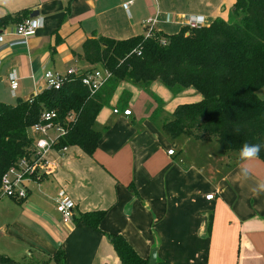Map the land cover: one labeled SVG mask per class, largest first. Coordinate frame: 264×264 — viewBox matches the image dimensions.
Returning <instances> with one entry per match:
<instances>
[{
    "label": "crops",
    "instance_id": "1",
    "mask_svg": "<svg viewBox=\"0 0 264 264\" xmlns=\"http://www.w3.org/2000/svg\"><path fill=\"white\" fill-rule=\"evenodd\" d=\"M234 2L0 0V17L27 9L39 11L42 20L29 38L6 34L0 42V84L11 98L27 100L47 87V71L90 67L78 57L87 38L146 35L149 18L157 32L171 35L191 17H202L203 25L218 17L228 20ZM14 71L15 95L9 80ZM150 90L121 82L97 115L102 137L93 155L79 146L63 155L52 150L41 179L27 182L26 199L0 196V264H58L59 250L65 264H122L109 234L123 235L149 261L157 247L155 264H264V193L250 191L264 182V161L255 157L235 164L225 153L207 154L216 140L183 135L172 141L163 122L178 105L203 96L194 87L173 94L159 81ZM123 91L131 93L125 103ZM127 108L130 115L124 114ZM245 167L247 177L241 172ZM62 189L75 203L68 223L56 206ZM96 210H107L101 231L77 221Z\"/></svg>",
    "mask_w": 264,
    "mask_h": 264
},
{
    "label": "trees",
    "instance_id": "2",
    "mask_svg": "<svg viewBox=\"0 0 264 264\" xmlns=\"http://www.w3.org/2000/svg\"><path fill=\"white\" fill-rule=\"evenodd\" d=\"M30 14L24 9L0 17V32ZM229 17L188 25L171 35L155 29L151 36L125 39L95 35L84 41L78 55L88 69L71 75L58 89L44 87L16 104L0 100V186L5 172L32 153L36 136L31 127L44 110L56 111L66 130L56 148L79 146L93 155L102 137L97 115L123 81L148 93L154 81H161L173 94L188 87L202 94L200 101L178 105L163 122L161 128L172 141L181 135L216 140L223 153L235 152L229 156L235 164L242 161L239 153L245 144L264 145V97L258 94L264 87V0H235ZM96 69H108L111 76L92 93L82 77ZM130 98L131 93L123 91L120 102ZM257 157L264 161V147ZM106 214L85 212L77 221L101 231ZM109 237L122 264H150L123 235ZM55 257L65 264L63 250Z\"/></svg>",
    "mask_w": 264,
    "mask_h": 264
},
{
    "label": "built area",
    "instance_id": "3",
    "mask_svg": "<svg viewBox=\"0 0 264 264\" xmlns=\"http://www.w3.org/2000/svg\"><path fill=\"white\" fill-rule=\"evenodd\" d=\"M127 5V3L125 4ZM155 20L149 18L146 22L147 33L146 36H151L154 31ZM203 24L202 17H191L188 21L190 27H197ZM42 26V20L39 16L28 17L23 21L6 27L0 32V42L3 41L6 34L16 35L22 38H29L36 33L37 29ZM82 71L76 67L69 68L67 72H55L47 71L45 78L48 87L60 88L63 83L71 75H79ZM111 76V72L108 69H96L87 73L82 77V82L90 89L92 93L99 90ZM10 87L15 95L17 88L19 87V77L14 71L9 74ZM116 113L118 109L114 110ZM132 110L127 108L124 110V114L130 115ZM58 113L54 110H44L41 114L39 121L34 123L31 127V132L36 136L35 145L32 153L29 156L21 158L17 164L11 166L3 175L0 195L14 198L18 201L26 199L28 195V188L26 186L28 181L40 180L42 175L40 174L41 168L48 169L51 165L48 159L49 153L52 150H57L63 155L68 150V146L56 148V144L60 137H62L66 130L64 126L58 122ZM55 132V135H52ZM170 154L175 153V149L169 150ZM214 194H208L207 198L212 199ZM57 210L61 213L63 221L65 223L72 222L74 219V207L75 203L71 196L65 191L60 190L56 196Z\"/></svg>",
    "mask_w": 264,
    "mask_h": 264
},
{
    "label": "rangeland",
    "instance_id": "4",
    "mask_svg": "<svg viewBox=\"0 0 264 264\" xmlns=\"http://www.w3.org/2000/svg\"><path fill=\"white\" fill-rule=\"evenodd\" d=\"M228 19H231L228 15ZM162 85H164L161 81H159ZM2 83V82H0ZM3 88L1 89V94H0V100L1 101H4V102H7V103H17L18 99L16 98H11L10 95H9V88H7L6 86H4L3 84H0ZM136 87H138L137 85H135ZM165 86V85H164ZM167 89H169L167 86H165ZM140 88V87H138ZM144 90V89H143ZM170 90V89H169ZM171 91V90H170ZM172 92V91H171ZM258 94L261 96V97H264V87L262 89L259 90ZM191 97V96H189ZM192 100V99H191ZM190 100V101H191ZM52 135H55V132H52ZM183 136V135H181ZM186 136V135H185ZM184 138V137H183ZM194 142V141H193ZM192 144H188L187 145V148L188 146H191ZM210 147H207L206 149V152L207 154L209 155H216L217 152H219L220 154H223L219 144L217 141H213L210 145H208ZM210 152V153H209ZM235 152H230V153H227L226 155L228 156H234ZM232 158V157H231ZM232 162H234V158L232 159ZM37 262H42V258L41 259H37ZM51 264H56L55 262H51Z\"/></svg>",
    "mask_w": 264,
    "mask_h": 264
},
{
    "label": "clouds",
    "instance_id": "5",
    "mask_svg": "<svg viewBox=\"0 0 264 264\" xmlns=\"http://www.w3.org/2000/svg\"><path fill=\"white\" fill-rule=\"evenodd\" d=\"M237 131H239V129H237ZM262 147H264V145L245 144L240 150V153H239L240 159L249 160V159L257 157ZM241 172L245 177L249 175V169L246 167L242 168ZM250 191L253 193V195H256V196L260 195L261 193H264V182H259L256 185L252 186L250 188Z\"/></svg>",
    "mask_w": 264,
    "mask_h": 264
},
{
    "label": "water",
    "instance_id": "6",
    "mask_svg": "<svg viewBox=\"0 0 264 264\" xmlns=\"http://www.w3.org/2000/svg\"><path fill=\"white\" fill-rule=\"evenodd\" d=\"M38 15H39V11L33 10L31 12V14H30V17L33 18V17H37ZM35 95L36 94L33 93L30 98H33ZM156 260H157V247L154 248V250L152 251V254L150 256V264H155L156 263Z\"/></svg>",
    "mask_w": 264,
    "mask_h": 264
}]
</instances>
